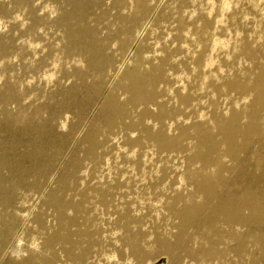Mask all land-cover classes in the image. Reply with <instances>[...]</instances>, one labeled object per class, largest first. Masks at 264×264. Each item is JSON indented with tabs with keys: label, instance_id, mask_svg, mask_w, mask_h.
Masks as SVG:
<instances>
[{
	"label": "rangeland",
	"instance_id": "374dc122",
	"mask_svg": "<svg viewBox=\"0 0 264 264\" xmlns=\"http://www.w3.org/2000/svg\"><path fill=\"white\" fill-rule=\"evenodd\" d=\"M153 1L154 9L140 22L142 35L148 32L141 47L150 46L148 51L168 45L174 37L182 0ZM210 1L185 0L182 15H194V9L208 8ZM117 2L0 0V229L5 218H15L13 230L0 235V264H24L29 257L33 264H80L75 261L80 252L86 264H264L261 247L251 237L264 235V215L258 225L216 221L211 242L200 224L181 227L178 218L187 205L210 208L221 199L234 201L250 193L264 205V161L259 164L264 147L258 143L264 137V119L262 134L248 141L237 138L230 157L223 146L217 148L222 182L218 192L204 200L179 176L185 168L198 166L193 159L197 138L191 130L175 153L159 156L140 128L160 126L153 104L148 105L151 114L142 113L143 106L121 107V119H114L112 99L126 101L121 74L137 52L132 42L124 45V56L117 50L123 28ZM228 2L234 17H227V26L216 25L212 40L218 58L230 60L224 51L230 38H245L263 51L264 11L255 13L248 0ZM96 49L109 67L86 62V52ZM182 72L168 71V83L159 86L161 101L181 85ZM210 96L201 101H211L209 108L175 119L189 127L200 113L225 112L241 104L236 96L232 102ZM171 118L161 122L172 136L178 130ZM105 185L109 197L104 201L100 189ZM70 204H79L80 211L75 214ZM61 207L73 219L71 225L61 226ZM207 212L201 210L199 218ZM56 234H65L66 241L52 239L47 245ZM130 237L141 255L128 248ZM211 247L216 256L206 262L186 253Z\"/></svg>",
	"mask_w": 264,
	"mask_h": 264
},
{
	"label": "bare ground",
	"instance_id": "6f19581e",
	"mask_svg": "<svg viewBox=\"0 0 264 264\" xmlns=\"http://www.w3.org/2000/svg\"><path fill=\"white\" fill-rule=\"evenodd\" d=\"M152 1L118 0L115 3L119 11L117 13L119 14V21L123 24L117 50L121 56H124L126 54L124 45L132 42L137 52L130 58L121 74L124 82L122 88L128 96L126 101L118 104L115 98L112 99V104L115 106L114 119H121V107L137 108L143 106L142 113L151 114L148 105L153 104L157 109L156 122H160V126L155 129L147 124L141 125L140 128L147 134L156 149V154L159 156L175 153L179 149L180 140L187 135L188 130H191L197 138L196 145L192 143L194 145L193 159L198 166H196V169L185 168L179 176L181 181L185 180L188 184L194 186L197 193L204 200H208L213 197L215 192H218L215 190L222 182L223 163L221 157L216 154L217 148L223 146L226 150L225 154L230 157L236 147L237 138L243 137L248 141L262 134V121L264 119V50H259L258 47L253 46L245 38L239 37L240 39L236 38L232 41L230 38L224 45L227 59L230 60H220L212 40L213 37L217 36L219 23L223 24L224 27V25L229 24V18L227 17L233 19L235 13L231 12L232 4L229 3L230 1L227 3V0H211L208 8L194 9V15L190 13L189 16L184 17L182 12L186 6L184 5L185 0H182L175 13L174 37L168 45L148 51L150 46L143 45L141 47L148 32H146V36L142 35L143 30H141L140 22L148 11L152 10ZM248 2L255 13L264 11V0H248ZM233 4L235 5V3ZM236 37H238L237 34ZM86 62L95 63L94 65L104 62V66H110L108 61L103 60L102 51L97 49L86 52ZM178 69L183 71L184 74L181 85L173 89V95L169 98L167 96V99L161 101L159 96L161 93L159 90L160 84L168 83V71H177ZM208 95L219 98L224 97V102H232L236 96L241 104L239 103L238 107L228 106L230 108H227L225 112H217L212 109L206 114L200 113L189 127L186 126L183 120L175 119L177 117H184L185 119L190 113L194 114L198 112L197 110L209 108L213 105L211 101L201 102ZM172 100L174 104H170ZM200 103H202L201 107L199 106ZM166 116L174 117V125L178 130L177 135L171 136L168 134L169 132H164V125L161 121ZM242 120L243 122H241ZM208 126L220 137L219 141L212 135ZM259 142L264 147V137ZM263 161L264 158L260 159L259 164ZM245 188L248 189V186ZM108 189L106 185L105 188L100 189L101 200L105 201L109 197L106 194ZM68 206L75 214L80 211L79 204ZM61 208L58 211V220L61 226L71 225L73 219L65 216V207ZM168 208L172 209L173 206L168 205ZM201 210L208 211L207 217L204 219L199 218ZM244 211L247 214H244ZM263 215L264 205L261 199L253 193L234 201L229 198L221 199L210 208H207L206 204L204 206L190 204L178 212L181 227H186L192 223L200 224L205 233L204 237L209 242L216 237L212 229L216 221L219 220L227 226H240L248 223L258 225L261 222L260 216ZM14 220V217L4 219L3 228L0 229L1 236L11 231ZM251 237L254 238L258 246L260 245L264 256V235L254 234ZM3 239L0 237V245ZM52 239L66 241V236L65 234H56L48 238L45 243L50 244ZM127 242V246L133 254L141 255L134 239L130 237ZM166 251L170 252V249L166 247ZM186 253L193 258L200 256L203 262L216 256V252L212 247L200 253L193 251H187ZM75 261L86 264V260L81 258V252ZM24 264H33V258L29 257Z\"/></svg>",
	"mask_w": 264,
	"mask_h": 264
}]
</instances>
